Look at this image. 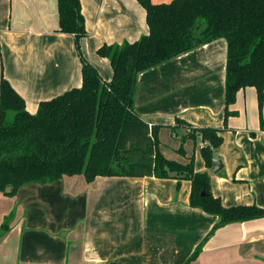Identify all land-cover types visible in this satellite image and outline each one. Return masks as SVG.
Wrapping results in <instances>:
<instances>
[{"label":"crops","instance_id":"obj_1","mask_svg":"<svg viewBox=\"0 0 264 264\" xmlns=\"http://www.w3.org/2000/svg\"><path fill=\"white\" fill-rule=\"evenodd\" d=\"M80 4L86 34L78 50L74 35L58 30L57 0H0V81L8 80L31 113L40 101L80 86V55L109 81L110 61L97 48L148 32L137 0ZM225 64L226 41L219 38L140 73L135 112L158 126L162 145L178 144L187 133L176 118L192 127H224L214 153L222 167L214 172L202 159L196 171L208 170L211 192L224 206L264 208V130L257 100L252 103L256 92L238 91L230 106L235 114L224 122ZM187 149L184 158L196 150ZM160 150L180 160L164 146ZM73 177L0 194V224L16 209L10 230L0 237V264H184L218 221L190 206L188 180L97 176L76 183ZM190 264H264V217L217 228Z\"/></svg>","mask_w":264,"mask_h":264},{"label":"trees","instance_id":"obj_2","mask_svg":"<svg viewBox=\"0 0 264 264\" xmlns=\"http://www.w3.org/2000/svg\"><path fill=\"white\" fill-rule=\"evenodd\" d=\"M145 9L148 32L132 42L103 44L96 52L107 57L112 77L103 81L82 55L81 84L42 100L34 113L4 77L0 81V194L14 196L31 183H52L82 174L97 176L175 178L190 181L189 204L218 221L184 264L201 251L214 231L232 222L264 217L255 204L224 206L210 187L208 170H194V155L185 162L169 159L159 149L158 126L135 112L138 75L215 39L226 41L224 122L235 111L238 91L256 92L259 127L264 130V0H137ZM58 30L85 36L80 0H57ZM187 127L182 137L199 138L206 168L223 138L220 127ZM184 155L185 151L180 148ZM12 214L0 224V237L10 230Z\"/></svg>","mask_w":264,"mask_h":264},{"label":"rangeland","instance_id":"obj_3","mask_svg":"<svg viewBox=\"0 0 264 264\" xmlns=\"http://www.w3.org/2000/svg\"><path fill=\"white\" fill-rule=\"evenodd\" d=\"M249 100V99H248ZM248 103H251V100L250 101H248ZM253 104L255 103L256 104V97H254V100H253V102H252ZM251 103V104H252ZM159 139V138H158ZM179 142L180 143H172V141L171 140H168L166 143H164V145H162L161 143H160V141H159V149H160V147H162V146H164V148H166V150H167V154L168 155H178L180 158V160H177V159H175V160H177V161H180V162H185V158H184V154L182 153V151L180 150V148L182 147V149L184 150V149H187V150H189V151H192V148L193 147H195V151L193 152L194 153V170L196 171V167L198 166L197 165V163L198 162H200L199 164H201L202 165V158H201V156L199 155L198 156V154H197V151H198V144H199V142H200V140H193L192 138H188L187 140H185V142H182V140H179ZM193 142H195V146H194V143ZM161 144V145H160ZM176 146V147H175ZM161 151V150H160ZM163 154V153H162ZM192 155V153H188V155ZM164 155V154H163ZM186 155H187V153H186ZM165 156V155H164ZM77 175H80L79 177H80V179L82 180L83 179V181H85V179H84V177H83V175L82 174H77ZM74 176V177H73ZM73 176H69V177H73V178H70V179H72L73 181H75L76 180V183H78L80 180H77L79 177L78 176H76V175H73ZM75 186H77V184L75 185ZM15 211H16V209H14L13 208V211H11V214H12V216L15 214Z\"/></svg>","mask_w":264,"mask_h":264},{"label":"water","instance_id":"obj_4","mask_svg":"<svg viewBox=\"0 0 264 264\" xmlns=\"http://www.w3.org/2000/svg\"><path fill=\"white\" fill-rule=\"evenodd\" d=\"M222 167V163L219 159H213L212 168L214 172H217Z\"/></svg>","mask_w":264,"mask_h":264}]
</instances>
